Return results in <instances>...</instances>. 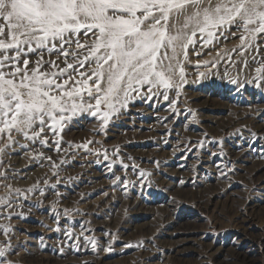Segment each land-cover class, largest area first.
Masks as SVG:
<instances>
[{
	"label": "rangeland",
	"instance_id": "rangeland-1",
	"mask_svg": "<svg viewBox=\"0 0 264 264\" xmlns=\"http://www.w3.org/2000/svg\"><path fill=\"white\" fill-rule=\"evenodd\" d=\"M239 44L233 29L213 45H197L199 56L189 48L187 83L175 104L173 90L168 100H135L103 134L93 131L99 120L87 114L64 129L65 141L93 140L89 148L106 149L108 160L84 149L57 154L38 144L15 146L3 169L14 188L56 180L32 148L68 163L61 166L55 211L51 192L28 193L29 200L19 201L22 208L8 210L23 211V217L0 215V225L13 230L8 258L14 264H264V88L245 83L255 75L251 62L244 69L222 60L207 66L211 72L202 63ZM237 76L240 87L230 83ZM37 200L40 206L33 207ZM63 209L69 215L57 221ZM8 240L0 232V242Z\"/></svg>",
	"mask_w": 264,
	"mask_h": 264
},
{
	"label": "snow or ice",
	"instance_id": "snow-or-ice-1",
	"mask_svg": "<svg viewBox=\"0 0 264 264\" xmlns=\"http://www.w3.org/2000/svg\"><path fill=\"white\" fill-rule=\"evenodd\" d=\"M233 29L240 33L237 48L218 52L203 65L211 72L207 66L216 67L222 60L244 69L251 62L255 75L245 83L264 88V0H0V188L6 190L0 194V215L23 217V211L8 210L22 208L19 201L29 200L28 193L46 197L51 192L54 211L62 196L60 171L68 160L57 162L36 148L31 149L37 153L33 158L47 160L56 180L28 189L6 183L4 157L15 146L28 150L38 144L57 154L84 149L108 160L106 149L89 148L93 140L65 141L64 129L87 114L99 120L93 131L103 134L113 117L119 118L137 99L162 95L168 100V92L174 90L171 103H177L187 83L184 64L190 63L189 48L199 56L197 45H213ZM230 83L242 86L238 76ZM117 153L118 149L113 155ZM121 167L129 166L121 161ZM115 180L127 185L126 178ZM32 206H40V201ZM61 214L68 216L69 210L57 212V221ZM12 231L10 225H0V232L9 237L0 242V264H14L8 258ZM85 239L95 246L94 238Z\"/></svg>",
	"mask_w": 264,
	"mask_h": 264
},
{
	"label": "bare ground",
	"instance_id": "bare-ground-1",
	"mask_svg": "<svg viewBox=\"0 0 264 264\" xmlns=\"http://www.w3.org/2000/svg\"><path fill=\"white\" fill-rule=\"evenodd\" d=\"M199 106V105H198ZM228 107H230V106H228ZM245 110V109H244ZM249 112V111H248ZM207 119V118H206ZM213 119V118H212ZM217 120V119H216ZM233 120V119H232ZM220 121V120H219ZM263 125V124H262ZM257 127V126H256ZM259 128V127H258ZM262 129V128H261ZM15 161V160H14ZM15 164H16V162H15ZM189 194V193H188ZM254 210V209H253Z\"/></svg>",
	"mask_w": 264,
	"mask_h": 264
}]
</instances>
